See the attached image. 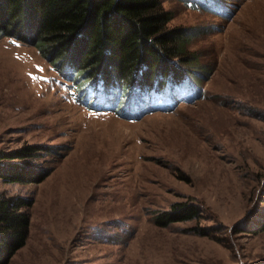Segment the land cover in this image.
I'll return each instance as SVG.
<instances>
[{
	"label": "rangeland",
	"instance_id": "rangeland-1",
	"mask_svg": "<svg viewBox=\"0 0 264 264\" xmlns=\"http://www.w3.org/2000/svg\"><path fill=\"white\" fill-rule=\"evenodd\" d=\"M161 3L170 24L192 29L202 94L136 119L91 108L77 75L0 37V151H58L39 158L56 157L41 182L0 178V194L33 201L26 242L6 264H264V0ZM84 165L96 177L64 188ZM182 200L199 217L154 223Z\"/></svg>",
	"mask_w": 264,
	"mask_h": 264
},
{
	"label": "trees",
	"instance_id": "trees-1",
	"mask_svg": "<svg viewBox=\"0 0 264 264\" xmlns=\"http://www.w3.org/2000/svg\"><path fill=\"white\" fill-rule=\"evenodd\" d=\"M171 19L161 0H0V37L34 46L64 77L70 71L77 75L87 86L84 94L95 102L91 108L135 119L202 94L198 79L203 66L189 47L192 29L170 24ZM122 100L134 103L136 112L122 110ZM53 149L30 143L0 151V178L43 181L56 157L51 164L39 158L58 152ZM32 203V198L0 194V264L25 244ZM199 215L191 200L176 201L154 223L167 226ZM212 229L196 225L189 231L209 235ZM259 229H264V215Z\"/></svg>",
	"mask_w": 264,
	"mask_h": 264
},
{
	"label": "bare ground",
	"instance_id": "bare-ground-1",
	"mask_svg": "<svg viewBox=\"0 0 264 264\" xmlns=\"http://www.w3.org/2000/svg\"><path fill=\"white\" fill-rule=\"evenodd\" d=\"M86 166L84 165L81 168H78L75 172L79 174V176H75L74 174L72 176L66 177L62 183L64 184V188H71V189H75L76 187V182L77 180H80L81 182L85 183L88 180H91L93 178L96 177L97 172L94 171L95 166L92 167V169L87 170L85 169ZM131 182L134 184L136 183L134 181V179H131ZM57 192V187L55 189H53V196L56 194ZM48 194V193H47ZM57 197H53L54 200H56ZM53 199L51 201H53ZM93 211L96 210V207L92 209ZM45 210L42 209L41 213H43Z\"/></svg>",
	"mask_w": 264,
	"mask_h": 264
}]
</instances>
